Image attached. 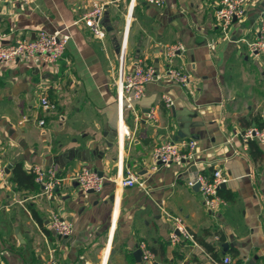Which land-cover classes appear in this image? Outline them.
<instances>
[{
    "label": "crops",
    "instance_id": "obj_1",
    "mask_svg": "<svg viewBox=\"0 0 264 264\" xmlns=\"http://www.w3.org/2000/svg\"><path fill=\"white\" fill-rule=\"evenodd\" d=\"M90 1L0 0V44L33 39L39 31L69 36L54 65L0 67V157L10 166L0 181V264L49 258L63 264H224L226 258L228 264H264V143L254 141L260 157L241 138L256 122L264 132V56L246 46L264 0H250L244 21L226 37L215 23L214 0H166L161 8L146 0H97L105 4L101 41L83 25ZM175 44L184 52L172 65L189 73L193 95L163 80L146 86L138 120L121 111L122 65L162 72L164 52ZM41 96L54 104L52 112L40 111ZM163 96L173 100L172 109ZM149 111L154 120L146 118ZM182 140L197 142L193 157L153 170V149ZM18 163L25 172L55 166L62 184L49 198L38 184L33 191L17 189L10 173ZM82 168L100 174V192L85 196L71 180ZM216 169L227 180L218 190L225 205L209 213L188 182L197 175L209 179ZM126 170L145 190L120 187ZM53 215L73 225L70 237L52 233ZM172 218L183 222L194 244L170 241ZM200 242L212 245L217 258ZM141 243L152 261L134 258Z\"/></svg>",
    "mask_w": 264,
    "mask_h": 264
},
{
    "label": "built area",
    "instance_id": "obj_2",
    "mask_svg": "<svg viewBox=\"0 0 264 264\" xmlns=\"http://www.w3.org/2000/svg\"><path fill=\"white\" fill-rule=\"evenodd\" d=\"M22 5H28L32 0H16ZM166 0H146L149 6L161 8ZM215 11L214 19L221 34L226 37L229 30L235 24H241L249 7L250 0H214ZM105 12V4L97 0H91L82 21L85 28L98 40H103L105 30L102 19ZM131 14L128 12L126 21H130ZM4 40V37L2 38ZM69 36L61 33H47L39 31L33 39H15L10 42L0 44V67H6L17 63H31L34 66L54 65L63 56ZM247 50L251 55L264 56V14L257 20L256 30L252 41L246 43ZM184 52L181 44L167 46L164 52L166 67L162 72L157 71L152 66H144L142 63L137 64L132 69H125L122 65L120 70V79L117 86V96L120 103L121 111H126L138 120L139 112L137 104L143 99L145 89L148 84L159 83L163 80L181 87L189 96L193 95L190 87V75L183 69H177L172 65L173 60ZM122 61V58H121ZM162 102L166 109L174 107L173 100L168 96L162 97ZM39 109L43 113L52 112L55 109L46 96L39 97ZM146 118L154 120V112L149 111ZM37 125L43 128L44 121L39 120ZM243 142L257 141L264 143V132L255 127L249 128L241 134ZM197 147L195 140L187 141H167L159 144L153 149L151 159L153 170L158 168H168L172 165L180 166L187 160H190ZM5 165L0 157V181L6 177ZM26 171L31 174L36 184L42 187L43 194L48 198L52 196L62 184L59 177L58 168L51 166L48 168L40 165L29 166ZM71 180L76 183L79 190L86 196L88 193H98L103 188V179L95 172L88 168H82L76 172ZM226 178L222 175L220 169L213 171L211 178H205L197 175L193 180L188 182L189 187L199 185L198 190L203 200V204L209 213H216L220 210L225 202L218 196V190L221 185L226 183ZM119 185L122 188L130 189L138 187L145 190L144 182L138 180L133 172L126 170L125 174L120 172ZM172 231L170 241L172 243L191 242L194 244L192 235L188 232L183 222L178 218H172ZM49 228L52 233L60 238H68L74 232L73 225L63 218L53 215L50 220ZM141 258L145 262L154 259V255L147 248L145 243L139 245ZM1 256V254H0ZM228 258L223 260L228 264ZM45 264H63L49 258Z\"/></svg>",
    "mask_w": 264,
    "mask_h": 264
},
{
    "label": "trees",
    "instance_id": "obj_3",
    "mask_svg": "<svg viewBox=\"0 0 264 264\" xmlns=\"http://www.w3.org/2000/svg\"><path fill=\"white\" fill-rule=\"evenodd\" d=\"M256 127L259 130L263 129L262 124L259 122H256ZM248 144H249V149H251V154H252V151H254L256 155L260 157L262 156L261 152L258 151V148L256 144L254 143V141H248ZM254 159H256V156ZM10 181L16 185L17 189H25V190H30V191L37 189V185L34 182L33 176L25 172L20 163L14 165L13 168L11 169ZM200 244L206 249L208 253H210V255H212L215 259L217 258L216 250L212 245L205 243V242H200Z\"/></svg>",
    "mask_w": 264,
    "mask_h": 264
},
{
    "label": "water",
    "instance_id": "obj_4",
    "mask_svg": "<svg viewBox=\"0 0 264 264\" xmlns=\"http://www.w3.org/2000/svg\"><path fill=\"white\" fill-rule=\"evenodd\" d=\"M188 122V121H187ZM9 170H10V166H7L6 169H5V173L8 175L9 174ZM98 176L100 174H97ZM100 177V176H99ZM199 185L196 184L193 188L194 189H198ZM220 188H224V185H221ZM90 193H93V192H90ZM223 249L224 250H227L228 249V246L227 245H224L223 246ZM134 258L137 260V261H140V258H141V252L140 250H137L134 254H133Z\"/></svg>",
    "mask_w": 264,
    "mask_h": 264
},
{
    "label": "rangeland",
    "instance_id": "obj_5",
    "mask_svg": "<svg viewBox=\"0 0 264 264\" xmlns=\"http://www.w3.org/2000/svg\"><path fill=\"white\" fill-rule=\"evenodd\" d=\"M121 64H122V61H121Z\"/></svg>",
    "mask_w": 264,
    "mask_h": 264
}]
</instances>
